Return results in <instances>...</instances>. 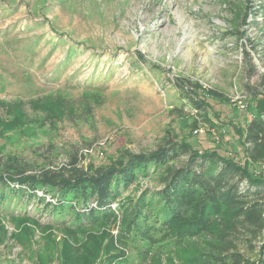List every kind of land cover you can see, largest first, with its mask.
<instances>
[{
  "label": "rangeland",
  "instance_id": "rangeland-1",
  "mask_svg": "<svg viewBox=\"0 0 264 264\" xmlns=\"http://www.w3.org/2000/svg\"><path fill=\"white\" fill-rule=\"evenodd\" d=\"M177 80L194 86L204 116ZM261 110L264 0H0V161L27 174L75 153L92 172L167 140L247 165L242 132ZM250 169L264 178V162ZM159 186L131 185L115 222L80 229L5 189L0 264H201L203 238L158 235L147 254L126 238L123 208ZM259 248L247 256L264 264Z\"/></svg>",
  "mask_w": 264,
  "mask_h": 264
},
{
  "label": "trees",
  "instance_id": "trees-1",
  "mask_svg": "<svg viewBox=\"0 0 264 264\" xmlns=\"http://www.w3.org/2000/svg\"><path fill=\"white\" fill-rule=\"evenodd\" d=\"M177 82L178 92L204 116L205 102L194 96V86L187 80ZM242 135L247 165L214 153L200 156L172 140L152 153L130 154L92 172L79 166L77 153L65 167H44L36 174H27L28 164L1 160L0 199L10 188L21 203L24 197L37 199L49 223L80 229L115 222L112 206L131 185L156 181L158 189L145 191L123 208L122 226L132 243L147 254L158 235L203 238L207 252L201 253V264H256L247 254L260 246L264 261V178L250 167L264 162V110L245 125ZM183 156L186 161L178 165ZM40 190L44 197L37 196ZM48 195L54 201L47 200Z\"/></svg>",
  "mask_w": 264,
  "mask_h": 264
}]
</instances>
